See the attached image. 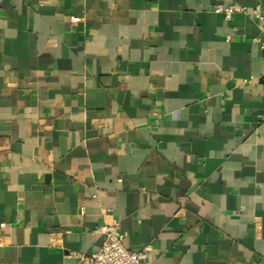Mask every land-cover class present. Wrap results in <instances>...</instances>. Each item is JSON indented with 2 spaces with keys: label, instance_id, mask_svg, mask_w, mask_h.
<instances>
[{
  "label": "crops",
  "instance_id": "0c3cea01",
  "mask_svg": "<svg viewBox=\"0 0 264 264\" xmlns=\"http://www.w3.org/2000/svg\"><path fill=\"white\" fill-rule=\"evenodd\" d=\"M257 5L0 0V264H264Z\"/></svg>",
  "mask_w": 264,
  "mask_h": 264
},
{
  "label": "built area",
  "instance_id": "2783aa9c",
  "mask_svg": "<svg viewBox=\"0 0 264 264\" xmlns=\"http://www.w3.org/2000/svg\"><path fill=\"white\" fill-rule=\"evenodd\" d=\"M212 10L224 14L228 19H231L235 13L248 12L246 6L238 3L216 4ZM252 13L262 34V36L255 37L254 40L259 42L264 49V14L261 6L257 5ZM78 19L76 16L71 17L72 23L77 22ZM230 37L229 34L227 38L230 39ZM95 231L104 235L101 247L90 254L75 253L77 264H149L147 259L149 247L141 251L129 250L124 244L125 234L120 231L119 222L116 218L112 217L109 221L103 222Z\"/></svg>",
  "mask_w": 264,
  "mask_h": 264
}]
</instances>
